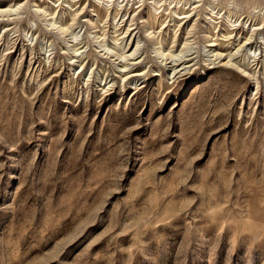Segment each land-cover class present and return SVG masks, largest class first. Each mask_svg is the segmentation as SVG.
Returning a JSON list of instances; mask_svg holds the SVG:
<instances>
[{
  "label": "rangeland",
  "instance_id": "374dc122",
  "mask_svg": "<svg viewBox=\"0 0 264 264\" xmlns=\"http://www.w3.org/2000/svg\"><path fill=\"white\" fill-rule=\"evenodd\" d=\"M0 264H264V0H0Z\"/></svg>",
  "mask_w": 264,
  "mask_h": 264
}]
</instances>
